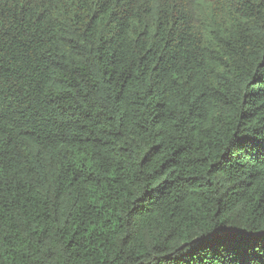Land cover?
Segmentation results:
<instances>
[{
	"label": "trees",
	"instance_id": "1",
	"mask_svg": "<svg viewBox=\"0 0 264 264\" xmlns=\"http://www.w3.org/2000/svg\"><path fill=\"white\" fill-rule=\"evenodd\" d=\"M262 145L264 0H0V264H264Z\"/></svg>",
	"mask_w": 264,
	"mask_h": 264
},
{
	"label": "snow or ice",
	"instance_id": "2",
	"mask_svg": "<svg viewBox=\"0 0 264 264\" xmlns=\"http://www.w3.org/2000/svg\"><path fill=\"white\" fill-rule=\"evenodd\" d=\"M237 147H242L245 149L246 152L249 151L250 146L246 145L244 143H240L236 145ZM262 148H264V145H262ZM224 221H219V224H223ZM210 240H218L225 244H231V245H241L245 244L249 237L241 234V233H231L226 230L221 229L217 233H214L213 236L209 237Z\"/></svg>",
	"mask_w": 264,
	"mask_h": 264
}]
</instances>
